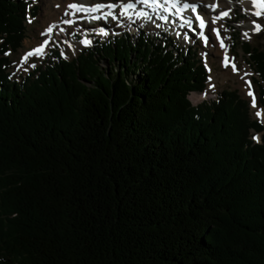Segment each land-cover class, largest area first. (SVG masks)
<instances>
[{
	"label": "trees",
	"instance_id": "obj_1",
	"mask_svg": "<svg viewBox=\"0 0 264 264\" xmlns=\"http://www.w3.org/2000/svg\"><path fill=\"white\" fill-rule=\"evenodd\" d=\"M29 6L0 0V264H264L247 102L192 105L204 64L143 34L9 78ZM241 49L264 108V41Z\"/></svg>",
	"mask_w": 264,
	"mask_h": 264
},
{
	"label": "rangeland",
	"instance_id": "obj_2",
	"mask_svg": "<svg viewBox=\"0 0 264 264\" xmlns=\"http://www.w3.org/2000/svg\"><path fill=\"white\" fill-rule=\"evenodd\" d=\"M25 1L29 2V8L34 10V13L27 15L25 21V39L22 41L21 49L16 53L9 52L6 54L12 63L9 69V72L12 73V79L18 81L31 72L33 68L43 65L48 61H53V52H56L64 60L68 61L97 42H106L121 34H128L132 40H138L139 36L143 34L145 37L147 36L148 41L171 42L174 49L194 53L196 58L204 64L207 73L205 87L201 92H191L188 95V99L192 105L214 101L223 91H233L240 100L247 102L251 120L257 121L264 127V108L259 104L258 85L256 83L258 77L249 63L248 55H245L241 49L243 44L260 47L264 41V8H261L258 12L244 8L242 2H250V0H217L220 3V7L214 11L213 17H216V12L227 13V15H224L219 20L217 26L222 39L225 41L224 47L220 50H216L215 48L216 43L211 38V28L207 27L205 31H201L198 28V22H196L195 17H193V20L191 19V28L186 30L187 32L183 30V32L187 33L185 37L183 33L180 35L178 31V33L175 32V28L172 26L168 29L166 27V29L162 28V30L154 28L156 24L153 19H143L142 22L122 20V16L119 15V7L116 8V11L112 12L118 15V19L114 20L112 19V15H106L107 13L101 12L100 16H95L99 17L96 19L97 22L90 23L91 25L88 24L90 25L88 26L76 14L73 17L64 14L66 10L70 11V9L65 8L68 3H78L81 0H67L68 3L65 5L63 11H59L54 4L58 0ZM127 1L91 0L90 3L116 5L120 2L126 3ZM207 4L209 5V3ZM51 14H55L53 19L49 18ZM29 20H31V23H29ZM69 20L72 23L68 27H64L63 22ZM157 21L164 22L161 19H157ZM254 24H259L261 29L254 31ZM49 26H54L52 27V34H46ZM57 27L64 28L62 31H59ZM101 29L107 31L108 35H101ZM169 31L171 32L170 34L168 33ZM173 32L174 34H172ZM200 32L203 33L204 37H207V42L198 35ZM42 33H45V35H42ZM245 33H247V36H245ZM85 38L91 41V43L85 45L80 42ZM42 43H46L47 45L41 55L34 54L28 56L26 60L24 59L25 54L36 49ZM217 47L220 48L221 46ZM222 60L228 61L227 66L222 64ZM99 62L101 67L107 71H110V68L118 67L117 64L109 65L103 60ZM31 65H35V67H31ZM233 65L236 71H233ZM203 93L205 94L203 98H196V95ZM193 97L196 98L195 101L192 99ZM258 112L260 113L259 116L256 115ZM251 133L253 137L258 138L253 139L252 137L253 141L260 143L261 135Z\"/></svg>",
	"mask_w": 264,
	"mask_h": 264
},
{
	"label": "snow or ice",
	"instance_id": "obj_3",
	"mask_svg": "<svg viewBox=\"0 0 264 264\" xmlns=\"http://www.w3.org/2000/svg\"><path fill=\"white\" fill-rule=\"evenodd\" d=\"M135 2H140V3H143V4L147 5V6H149V7H152L154 11L157 8H161L162 12H167L169 15H172L171 9H175L176 13L179 14L181 16V18H182L183 11H189L190 10L191 13L195 14L196 13V9L198 7L197 5H194V4H189L187 2H182V0H129L128 3L120 2L119 4H116V5H113V4H109V5L98 4V5L92 6L90 8H84V7L78 6L76 4H69V5H67V9H71L72 11L69 12V11L66 10L64 14L70 16V15H75V13L77 11H81V12H95L98 9H103V8L115 9V8L119 7V9H120L119 15L120 16H125L129 20H131L132 16L129 15V13L133 9ZM169 3L171 4V9L169 7H167V5ZM253 6H256V0H253ZM259 6L261 8H264V0H261V3H260ZM204 7H208L211 10L214 11L215 8H216V5L215 4L205 5ZM106 15H112V19H114V20L118 19V15L113 14L111 12L107 13ZM135 15L137 16V18H148L145 15V13H143V12H136ZM223 15H227V13H222V16ZM257 15H259V14H257ZM92 18L93 19H98L99 17H95L94 16ZM161 19H163V20H165V22H167L168 21V16L161 15ZM195 20L198 22V28L202 29V28H204L206 26L205 25V20L199 14L195 15ZM212 22L213 23L215 22V18L213 19ZM29 23H31V20H29ZM65 23H72V21L71 20L65 21ZM185 23H190V21H185ZM52 27H54V26H49L47 31L51 32L52 31ZM260 29H261V26L259 24H254V29H253L254 31H259ZM210 31L211 32H216L217 30L216 29H210ZM100 34L106 36V35H108V32L105 31L104 29H101L100 30ZM42 35H45V33H42ZM198 35H200L205 40V42H207V37H204L202 32L198 33ZM245 36H247V33H245ZM80 42L85 44V45L91 43V41L87 40V38H85L84 40H82ZM69 46H71V45H69ZM42 47H43V45L41 47L33 49L32 51H30L29 53H27L25 55L24 59L26 60L28 56H32L33 54L41 55V48ZM61 55H63V53H61ZM225 66H227V60L225 61ZM31 67H35V65H31ZM233 71H236L234 65H233ZM9 78H11V77H9ZM249 95H251V93H249ZM256 115L259 116L260 113L258 112ZM253 139H258V138L257 137H253Z\"/></svg>",
	"mask_w": 264,
	"mask_h": 264
},
{
	"label": "bare ground",
	"instance_id": "obj_4",
	"mask_svg": "<svg viewBox=\"0 0 264 264\" xmlns=\"http://www.w3.org/2000/svg\"><path fill=\"white\" fill-rule=\"evenodd\" d=\"M249 1V0H248ZM91 2V0H81L80 2H78V3H68V1L67 0H58V1H56V2H54V4L56 5V7H57V9L59 10V11H63V9H64V7H65V5L67 4V5H69V4H76V5H78V6H81V5H84V6H87L88 8H90V7H92V5L94 6V5H96V3H90ZM129 2V0L126 2V3H128ZM182 2H187V3H190V4H194V5H198V10H197V14H198V12L199 11H202V13L203 14H201L200 16H202V18L205 20V24L208 26V27H210L211 29H216L217 31L216 32H211V38H212V40L216 43V46H215V48H216V50H220V49H222L223 47H224V45H225V41L222 39V37H221V34H220V31H219V28H217V26H218V22H219V20L217 19V18H215V22L213 23L212 21H213V13H214V11L213 10H211L210 8L208 9V8H206V7H204L205 5H208L207 3H209V5H212V4H215L216 5V7H217V9H218V7H220V3H219V1H217V0H182ZM89 3V4H88ZM260 3H261V0H256V6H253V0H250V2H247V1H243L242 2V5H243V7L244 8H246V9H249V10H252V11H255V12H258L260 9H261V7L259 6L260 5ZM147 5H145V4H143V3H140V2H135L134 3V7H133V9L131 10V12L129 13V15H131L132 16V19H131V21H134V22H142V20L144 19V20H150V19H152L151 17H150V10H148L147 8ZM167 7H169V8H171V4L169 3L168 5H167ZM65 8H67V7H65ZM151 9H152V7H150ZM158 9H160V8H157L156 9V11L158 10ZM175 10V9H174ZM71 11V10H70ZM101 12H106V10H103V11H101V9H98L97 11H95V12H87L88 14H90V15H92V17H94V16H100V13ZM111 13H112V11H110ZM109 12V13H110ZM136 12H143V13H145V15L148 17V18H137V16L135 15V13ZM158 12V14L157 15H155V18H157L156 16H159V17H161V15H164V16H168L169 14L167 13V12H164L165 14H161L160 15V12L159 11H157ZM172 12H173V14L174 15H176V13L173 11V9H172ZM79 13V12H78ZM87 13H85V12H81V14L80 15H85V14H87ZM116 13V12H115ZM217 13V12H216ZM215 13V14H216ZM55 16V14H51V16L49 17L50 19H53V17ZM122 20H129L127 17H124V16H122V18H121ZM161 20H163V19H161ZM145 22V21H144ZM161 22V21H160ZM91 25V24H90ZM176 28H175V32H177V31H179L180 29H179V27L178 26H180V24H176ZM171 26H169L168 28H170ZM173 29V28H172ZM60 31V30H59ZM217 46H221L220 48H218ZM236 78V77H235ZM208 82V81H207ZM205 96V94L203 93V94H199V95H196V98L198 99V98H203ZM195 97H193L192 99L195 101V99H196Z\"/></svg>",
	"mask_w": 264,
	"mask_h": 264
}]
</instances>
